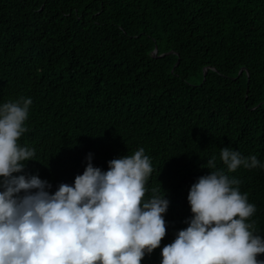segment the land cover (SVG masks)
<instances>
[{
	"label": "trees",
	"instance_id": "16d2710c",
	"mask_svg": "<svg viewBox=\"0 0 264 264\" xmlns=\"http://www.w3.org/2000/svg\"><path fill=\"white\" fill-rule=\"evenodd\" d=\"M27 98L18 144L35 155L20 174L50 192L89 154L107 171L144 149V199L165 192L170 203L141 264H161L209 171L239 181L256 207L245 222L264 238V167L229 173L220 160L227 147L264 165V0H0V104Z\"/></svg>",
	"mask_w": 264,
	"mask_h": 264
},
{
	"label": "clouds",
	"instance_id": "9594fccd",
	"mask_svg": "<svg viewBox=\"0 0 264 264\" xmlns=\"http://www.w3.org/2000/svg\"><path fill=\"white\" fill-rule=\"evenodd\" d=\"M30 98L0 104V264H141L166 234V193L144 199L153 171L143 148L132 156L94 167L89 154L71 185H52L20 174L34 149L22 147ZM227 172L261 165L256 156L223 148ZM208 168L215 169V158ZM19 174V175H14ZM239 181L223 170L209 171L187 195L192 216L161 250V264H264V238L245 221L256 207Z\"/></svg>",
	"mask_w": 264,
	"mask_h": 264
},
{
	"label": "water",
	"instance_id": "95a60500",
	"mask_svg": "<svg viewBox=\"0 0 264 264\" xmlns=\"http://www.w3.org/2000/svg\"><path fill=\"white\" fill-rule=\"evenodd\" d=\"M241 71V70H240ZM205 73H206V70H205V68H204V70H203V75H205Z\"/></svg>",
	"mask_w": 264,
	"mask_h": 264
}]
</instances>
